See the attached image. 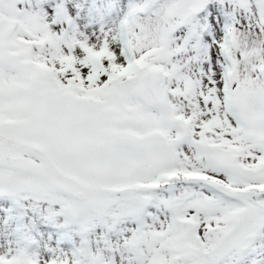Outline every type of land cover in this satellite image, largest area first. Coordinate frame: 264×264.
<instances>
[{"label": "snow or ice", "instance_id": "snow-or-ice-1", "mask_svg": "<svg viewBox=\"0 0 264 264\" xmlns=\"http://www.w3.org/2000/svg\"><path fill=\"white\" fill-rule=\"evenodd\" d=\"M0 264H264V0H0Z\"/></svg>", "mask_w": 264, "mask_h": 264}]
</instances>
